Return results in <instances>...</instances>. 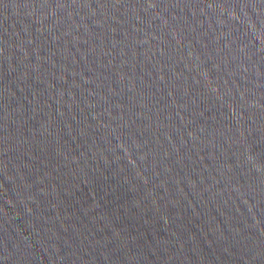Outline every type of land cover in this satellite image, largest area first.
<instances>
[{
    "label": "water",
    "instance_id": "water-1",
    "mask_svg": "<svg viewBox=\"0 0 264 264\" xmlns=\"http://www.w3.org/2000/svg\"><path fill=\"white\" fill-rule=\"evenodd\" d=\"M0 264H264V0H0Z\"/></svg>",
    "mask_w": 264,
    "mask_h": 264
}]
</instances>
